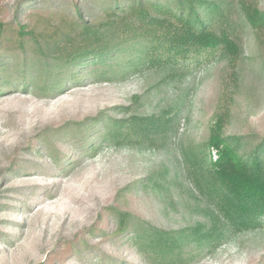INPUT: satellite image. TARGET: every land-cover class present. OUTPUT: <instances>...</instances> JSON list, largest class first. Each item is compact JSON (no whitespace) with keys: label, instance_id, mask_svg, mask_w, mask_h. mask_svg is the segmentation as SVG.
Segmentation results:
<instances>
[{"label":"rangeland","instance_id":"374dc122","mask_svg":"<svg viewBox=\"0 0 264 264\" xmlns=\"http://www.w3.org/2000/svg\"><path fill=\"white\" fill-rule=\"evenodd\" d=\"M170 1L0 0V264H264V215L200 188L218 139L264 143V0H194L226 44L151 63Z\"/></svg>","mask_w":264,"mask_h":264},{"label":"trees","instance_id":"16d2710c","mask_svg":"<svg viewBox=\"0 0 264 264\" xmlns=\"http://www.w3.org/2000/svg\"><path fill=\"white\" fill-rule=\"evenodd\" d=\"M142 4L144 3H140L141 7L139 6V9L133 8L130 10L132 12L137 10L134 12L137 15L143 13L145 25L148 27L151 13L145 10L141 12V8H146L142 7ZM197 4L201 5L203 2L171 0L164 6L161 4H155L154 7L151 6L163 18L159 22V26L161 27L159 32L147 33L153 44L144 48V53L147 54L146 59L154 52L152 58H149L151 63L160 62L162 65H170V63H177V58L179 57H187L190 50L197 52L205 49L214 52L220 42L224 45L226 44L225 38L217 42L216 40L219 39H216L211 31H209L208 24L206 22L203 23V20L200 19L199 13L196 10L198 8ZM72 5L73 8H77L75 2ZM258 17L264 21V15H259ZM77 18L78 23L84 20L80 15H77ZM174 19L176 25L174 24ZM260 24L261 20L252 21V25L256 28H260ZM105 28L108 29L106 35L102 32L100 33L95 27L90 26V28H87L84 34L88 35L90 34L89 30H92V40L91 38L88 39L83 45L73 40L74 42L71 44L72 48L69 51L71 54L68 52L61 56L59 68L63 69L71 66L69 64L72 61H78L76 64H81L88 57L104 56V54H101L102 48L99 45L100 43H105L104 38L108 39L111 31L110 26H106ZM130 38L128 35L123 39L128 40ZM231 50L236 53L235 48ZM242 141L244 140L232 138L229 140L218 139L215 142L220 153L219 159L215 162L218 174L213 179L208 180L207 183H202L200 188L205 194L211 195L213 199L217 195L214 193L215 186L219 184L221 188H224L221 193L223 198L229 201L232 208L235 207L244 213L238 217L239 224L248 227L258 223L257 216L259 214L264 215V143L257 145L253 153H240ZM6 175L8 174H3V176ZM131 220L132 218L129 216L123 217L122 221H125L123 225L129 221L131 222ZM84 242L82 241V243ZM74 243L79 242L76 241ZM64 252H68V250Z\"/></svg>","mask_w":264,"mask_h":264}]
</instances>
